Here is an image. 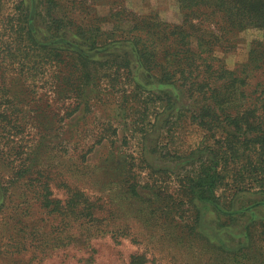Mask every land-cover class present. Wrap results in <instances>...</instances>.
Here are the masks:
<instances>
[{
	"label": "rangeland",
	"instance_id": "374dc122",
	"mask_svg": "<svg viewBox=\"0 0 264 264\" xmlns=\"http://www.w3.org/2000/svg\"><path fill=\"white\" fill-rule=\"evenodd\" d=\"M178 2L0 0V203L8 207L0 214V264H132L135 258L137 264H221L218 254L192 231L197 229L199 209L202 230L213 235L221 232L214 230L220 228L216 212L204 211L201 202L191 207L180 204L186 200L182 181L206 153L205 132L195 117L199 105L183 81L168 87L159 81V70L146 74L136 64L127 66L134 55L119 47L106 49L90 65L91 100L81 103L80 109H76L80 101L62 98L57 89L59 69H71L61 68L51 50L59 36L55 20L66 23L73 18L87 30L104 31L119 23L129 30L134 20L181 23ZM113 4L121 7L111 11ZM117 12L124 15H113ZM32 13L30 24L27 16ZM61 33L79 42L91 40V33L100 36L99 31L83 36L76 25ZM263 38L255 28L243 32L235 49L216 52L221 62L216 61L217 67L251 78L253 91L258 81H264V71L254 66L242 71L250 63L255 41ZM99 40L103 44L107 37ZM138 83L143 87L136 89ZM48 145L57 147L50 148L53 154L59 153L52 160L56 163L51 181L54 199L64 202L74 197L72 202L80 200V208L82 198L90 199L91 212L100 217L96 225L77 226L73 218L40 212L37 206L30 214H14L11 206L22 200L29 187L23 166L33 170L40 162L47 163L40 153ZM63 161L72 167H60ZM73 170L88 172L90 177L73 175L78 174ZM25 194L35 205L31 193ZM263 202L262 191L246 190L235 197L234 210L244 209L247 215L227 232L232 247L236 248L239 233L245 232L251 219L258 224L254 239L262 233ZM32 230H39L37 239Z\"/></svg>",
	"mask_w": 264,
	"mask_h": 264
},
{
	"label": "trees",
	"instance_id": "16d2710c",
	"mask_svg": "<svg viewBox=\"0 0 264 264\" xmlns=\"http://www.w3.org/2000/svg\"><path fill=\"white\" fill-rule=\"evenodd\" d=\"M178 1L183 12L181 23L162 24L147 20L135 23L134 20L129 30H125V26L120 27L119 23L112 30L104 31L102 28L87 30L83 28L84 25L75 24L73 18H69L66 23L61 19L55 20L59 36L55 38L54 48L51 50L56 52L61 68L69 65L71 69H59L60 84L57 89L62 93V98L74 97L77 102L80 101L76 108L80 109L81 103L91 100L87 93V84H90L92 78L90 65L106 49L119 47L130 49L134 55L135 59L127 61V66L136 64L146 74L159 70V81L165 82L168 87L176 86L182 80L183 85L188 87L190 96L199 105L195 117L205 132L206 153L199 156V166L196 165L182 181V194L186 200L180 204L191 207L194 202L203 203L204 211L216 212L218 216L220 228L214 230H222L214 235L202 230L203 213L198 209L195 222L197 229H192L194 237L208 245L210 251L217 253L221 264H264V256L258 253L262 251L264 254V229L254 239L258 226L256 220L251 219L245 232L239 233L241 237L236 248L231 246V242L234 243L232 238L227 237V232L236 228L234 224L240 217L247 215L244 209L234 210L235 197L246 190L264 193V81H258L252 91L251 78L240 76L238 71L227 70L224 66L217 67L216 64V52L235 49L237 39L243 32L255 28L264 35V0ZM114 7L119 8L121 5L113 4L111 11L116 10ZM27 18L32 22L33 13ZM75 25L83 36L87 32L97 31L100 36L94 37V33H91L93 38L87 39L88 41L69 40L61 32ZM31 33L32 29L29 31ZM102 37H107L103 44L99 40ZM250 56V63L242 72L245 73L249 66L264 71V38L255 41ZM141 87V83L136 85V89ZM71 114L68 112V117ZM50 148L57 147L45 146L40 153L47 163L40 162L33 170H29L28 165L23 166V173L29 176L26 179L29 187L24 192L27 195L31 193L35 205H30V196L26 197L23 193L22 200L11 206L14 214H30L32 208L37 206L36 209L40 212L49 211L51 214L69 216L77 226L96 225L100 222V217L91 212L90 199L82 198L83 208H80V200L72 202L74 197L64 202L54 199L51 181L56 163H52V160H56L59 153L53 154ZM29 161H32L31 157ZM84 164V170H87V161L84 160ZM58 165L67 170L72 167L69 161ZM73 172L78 173H72L76 176L90 177L88 172ZM77 193L84 196L81 192ZM229 193L233 195L230 196ZM261 206L264 207V202ZM7 209L3 202L0 203V214H5ZM259 224L264 227V220ZM30 233L37 239L39 230L35 233L32 230ZM55 238L60 239L59 236ZM69 238L75 239L74 241L80 239L76 236ZM257 244L259 246L256 248ZM136 260L139 258H135L132 264H137Z\"/></svg>",
	"mask_w": 264,
	"mask_h": 264
}]
</instances>
